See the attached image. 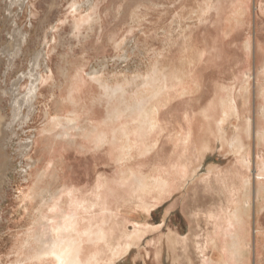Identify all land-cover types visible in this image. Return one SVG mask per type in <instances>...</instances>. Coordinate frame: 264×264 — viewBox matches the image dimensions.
I'll list each match as a JSON object with an SVG mask.
<instances>
[{
    "label": "rangeland",
    "instance_id": "rangeland-1",
    "mask_svg": "<svg viewBox=\"0 0 264 264\" xmlns=\"http://www.w3.org/2000/svg\"><path fill=\"white\" fill-rule=\"evenodd\" d=\"M189 39L201 48L193 69L203 81L192 94L176 86L184 70L177 74L176 65ZM214 41L216 57L209 54ZM259 46L264 0H0V117L6 128L0 133V264H66L67 243L80 247L81 264H236L228 218L239 201L247 206L254 239L250 264H264V196L257 192L264 188V144L256 138L259 117L264 123V99L256 90L264 83ZM206 59L207 67H217L205 68ZM156 75L163 82L159 92ZM210 82L224 96L248 84L251 96L238 119L218 127L205 117L201 134L208 133L210 154L226 156L233 148L215 141L219 128L231 138L249 117L250 131L242 152L223 165L232 168L228 177L215 174L217 181L209 183L213 176L204 174L190 187L209 221L200 245L187 236L185 244H195L187 257L178 240L186 235L174 240L170 223L161 221L171 194L157 201L152 190L142 198L141 184L152 189L163 168L191 163L184 114H204L216 92ZM244 155L248 167L239 162ZM188 211L193 213L190 202ZM100 228L106 236L95 239ZM242 261L249 262L248 248Z\"/></svg>",
    "mask_w": 264,
    "mask_h": 264
},
{
    "label": "bare ground",
    "instance_id": "bare-ground-1",
    "mask_svg": "<svg viewBox=\"0 0 264 264\" xmlns=\"http://www.w3.org/2000/svg\"><path fill=\"white\" fill-rule=\"evenodd\" d=\"M239 10L241 11V7L236 9L237 14H238ZM244 14L242 13L241 15L235 16L233 22L237 23L239 21L237 19V17L241 18L242 16H244ZM230 23L233 24L232 22H230ZM179 34H180V32H179ZM260 49L259 50L262 51L261 54L263 56V66H262L263 69L259 74L264 75V47L261 46ZM179 50H181V49H179ZM182 51H183V53H182ZM182 51H180V53H182L181 55H182L183 59H181L180 61L178 60L179 62L176 65V67L178 69H176V71H177V74H179V71H180L179 67H181V66H183L184 70L182 69V71H180L181 74H179L178 77L176 76L177 81L179 82V84H177L176 86H177L178 90L181 89V91H183V92L192 94V93H195L196 91H198V89H200L201 86L203 85V81L201 80V75H199L197 72L194 73L195 68L193 69L194 63H196L197 61L200 60L197 56H200L201 52H199L200 48H198L197 46L196 47L194 46V43L192 42L191 39H189L187 41L186 45L184 46V50L182 49ZM185 55H188V57L186 56L187 58H185ZM176 60H177V58H176ZM158 74H159V71H158ZM64 76H67L65 69H64ZM154 82H157V84L155 86L156 90L158 92L161 91V88H160L161 86L159 84L162 82L161 78L156 75V78H154ZM211 83L212 82L209 83L210 86H211ZM260 83L261 84H259V88H257L256 90H258L260 98L264 99V83H262V82H260ZM212 85L214 86V87L213 86L212 87L214 88V90L216 92L214 93V96L210 99V101L208 102V105H207V108H206L204 114H201L202 112L201 113H193V114L185 113L184 114L185 115L184 124L181 128L184 131L183 139L185 141L186 140L188 141V143H184L185 144L184 146L185 147L186 146L191 147L193 154L197 155V157L200 155V152H201L200 136H201V132L204 129V126H203L204 123L201 119V115L210 116L214 120L219 119L218 121H220V123L223 124L224 122H226V121L228 122L231 119L240 118V116H241L240 114L243 113V110H248V108H249L248 104H249L251 96H250V90H249L250 88H248V86H249L248 84H247V87L245 86L242 89H240L241 91H239V93L237 95L235 94V92L232 91V89H230V93L227 94L226 96L223 95V91H222V94L220 93L219 86L217 87V84L212 83ZM35 89L36 88L33 87L32 90H29L28 96L31 95V98H32V96L35 95ZM171 95H172V93H171ZM238 98H239L240 102L238 101ZM143 103H145V102H142V101L137 102V104H138L137 108L139 110H143ZM263 115H264V113H263ZM248 119H249V117H248ZM3 126H4L3 125V118L0 117V133L1 132L4 133L3 131H4V129H6L5 127L3 128ZM6 126H8V125H6ZM256 126H257L256 138L259 142L264 144V123H263V120L261 119V117H259V121H258ZM2 128H3V131H2ZM220 129L222 131V134H221V137H219V138L222 140V142L226 141L227 137L224 135L223 129L222 128H220ZM248 131H250V120H247L241 126V129L237 130L233 134L232 138L230 139L231 141L229 140V143L231 145L236 146L237 148H240V147L244 148V146H245V144H244L245 139L244 138H246ZM243 153H245V152L243 151ZM239 162L244 166H247V167L249 166V160L245 155L242 156V158L240 159ZM261 163H262V160H261ZM163 169H165V170H163L164 175L162 177H159V178L154 180L152 189H151V187H148V184L145 182L141 184V190L142 191L140 193V196L142 198L150 196L149 194H151L152 190H153V197L157 198V201H159L162 198L166 197L167 195L172 194V192L174 190H176L180 179H182L184 176L186 177V175H185V173H186L185 171H187L186 167H182V169H180V170L176 166L167 167V168H163ZM220 173H221V175H219V177H220L219 179H221V178L223 179L224 177L229 176V175L225 174L226 172L225 173L220 172ZM257 192H258L259 196H262V198H263L264 188L261 189V191L257 190ZM41 197L44 198V200H45L46 195H44V193H43L41 195ZM144 202L145 201L143 200L141 203L144 205L143 208L146 207V204ZM246 208H247V206H240V204L239 205L236 204L234 206V214L232 215V217H229V221L231 222L230 227L228 228V232L231 236L230 250L232 251L233 256L236 260L235 262H237L236 264H239V263L244 264L242 261V254L245 251H247L248 243H249V227H248V221H247L248 219L245 218ZM46 226H47V224H46ZM108 228L109 227H107V229ZM103 229H104V227H103ZM43 230H44V227H43ZM45 230L43 233H45ZM215 235H216V233H215ZM104 236H106V235H105L104 230H102V228H100L98 231H96L94 233V237H96L95 239L104 238ZM109 236H110V233H109ZM213 237L214 238L212 240V243H214L218 247L217 238H216V236H213ZM43 238H44V240H42V241L45 242V237H43ZM181 241H182V239H181ZM69 243H70V241H69ZM72 243L74 244V242H72ZM76 244H78V242ZM104 244H106V242H104ZM50 245H48V246H50ZM101 246H99V247H101ZM106 246H107L106 249H108V251H109L111 249V246L110 245H106ZM114 246H116V245H114ZM121 246H122V244H121ZM102 247L104 248V246H102ZM64 248H66V251L64 250V253L68 254V255H66V257L64 259L66 264H81L82 259H81V256L79 255V253H80V247L79 246H77L75 244L69 245L67 243V246H65ZM61 249H63V247L57 248L56 251H60ZM105 250L102 249V251H100V252H103ZM108 251H107V253H108ZM59 254H61V253H59ZM80 254H82V252ZM104 254H105V252H104ZM92 255H93V257L95 255L97 256V251L95 250V252H93ZM104 256L105 255L101 256L102 259H105ZM99 259H101V258H99ZM58 261H63V260L58 259ZM87 261H88V259H87ZM87 264H88V262H87Z\"/></svg>",
    "mask_w": 264,
    "mask_h": 264
},
{
    "label": "crops",
    "instance_id": "crops-1",
    "mask_svg": "<svg viewBox=\"0 0 264 264\" xmlns=\"http://www.w3.org/2000/svg\"><path fill=\"white\" fill-rule=\"evenodd\" d=\"M233 13H235V10H234V12ZM235 24V23H234ZM229 25H231V23L229 22ZM192 40V42L194 43L195 41H193L194 39H191ZM216 43H217V41H214L212 44H211V46H210V48L212 47V50L210 51V55L211 56H219L220 54L217 52V50L215 51V50H213V47H215L216 46ZM195 44V43H194ZM250 44V43H249ZM198 45V44H197ZM216 49H217V47H215ZM201 49V48H200ZM214 51V52H213ZM248 51H249V49H248ZM203 52V51H202ZM214 53V54H213ZM219 55H218V54ZM209 55V56H210ZM209 58V57H208ZM207 58V59H208ZM207 59L204 61V67L205 68H208L209 70L210 69H212V68H216L217 66H209L208 65V67H207V65H206V62H207ZM202 60V59H201ZM202 68H203V66H201V67H199V69L200 70H202ZM197 72H199V70L197 71ZM209 101V100H208ZM206 107H207V105H206ZM201 112H203V111H201ZM204 118H202L203 120V123H206L207 124V121L205 120V117H208V116H203ZM219 120V119H218ZM218 120H216V121H218ZM247 120H249L248 118H247ZM246 120V121H247ZM246 121H244V123L246 122ZM219 122V124L218 125H221L222 123H220V121H218ZM217 125V126H218ZM208 126V125H207ZM219 127V126H218ZM207 130H208V127H207ZM210 131V130H209ZM208 132V131H207ZM218 134H217V139L215 138V141H218V140H220V141H222L219 137H221V134H222V131H221V129L219 128L218 129ZM216 132V133H217ZM224 133V132H223ZM206 135V136H205ZM208 135V133H206V134H204V133H202L201 134V136H200V142H201V152H200V155L197 157V155H195V154H193V152L191 151V153L189 154V156H190V164L189 165H185V166H181V167H179L178 169L180 170V169H182V167H186L187 168V171H185L186 173H185V175L187 176L188 174V176H187V178L185 179V181H183V184H182V186L180 187V189L178 190V191H175V192H173L170 196H168L169 197V200H167V201H165L164 202V204H166V203H170L169 204V207L167 208H165L164 210H163V212H164V218H163V220H161V221H163L165 224L163 225V226H165L166 224H168V223H170V226H172L171 227V230H172V232L171 233H173L172 235H171V237L175 240V238H178V236L179 235H186V237H183V238H179L178 240H180V242H182V241H184V242H182V243H184V252H187L186 253V256L188 257L189 255H188V247L190 246V248H192V246H194L195 244H194V242H193V240H195L196 241V243L198 244L199 243V245H200V242L202 241V239H203V235H204V224L206 223V222H208L209 220L208 219H206V220H203V218H202V215H201V213H203L204 214V211H202L201 209H198L197 207H199V206H197L196 205V203L195 202H197L198 200H200V198H199V195H194V194H191V192H190V187L193 185V183L196 181V179L197 178H199V177H201V175H204V174H206L207 176L208 175H210V176H213V177H208L207 178V180L209 181V180H211V182L214 180V178H215V174H218L217 175V177H219V174H220V172H223V173H225V174H227V175H229L230 174V171L232 170V168L231 169H228L227 171H226V169H224V168H230V167H227V166H223L224 165V163H226L228 160H230V157H231V155L232 154H234V153H237L238 152V155L240 154V152H242V148L240 149V148H237L236 150H234L235 149V147H234V145H231L230 143H229V140L232 138L231 137V135H229L231 138H229L225 133H224V135L227 137L226 139V141H223V143H227V144H229V145H231V146H233V148L231 149V153H229V154H227L226 156H224L223 154L224 153H221V154H219V153H217V151H216V153H214L213 155H211L210 154V145H207L206 146V144H205V139L208 137L207 136ZM206 138H205V137ZM233 136V135H232ZM247 139V138H246ZM245 139V140H246ZM210 140V139H209ZM231 141V140H230ZM188 151H190V150H188ZM198 163H200V166H199V168H198V170L197 171H193V168H194V165H196V164H198ZM191 166V167H190ZM231 167H233V166H231ZM222 169H224L225 171H222ZM241 171H242V169H240ZM239 170V171H240ZM190 173H192V174H190ZM241 173H243V171L241 172ZM241 173H239V174H241ZM185 177V176H184ZM215 178V180L217 181V179L218 178ZM209 183H210V181H209ZM218 183V182H217ZM219 184V183H218ZM220 185V184H219ZM227 185V184H226ZM221 186V185H220ZM244 188V187H243ZM250 190H251V187H250ZM187 191V192H186ZM245 191V190H244ZM244 191H243V196H244ZM167 197V198H168ZM188 197H189V200H188ZM175 198H176V200H175ZM243 199H245V196H244V198ZM189 202L191 203V206L193 207V213L191 214V213H189V211H188V206H189ZM240 202V201H239ZM239 202H236L235 204H234V206L236 205V204H238ZM243 202H244V200H243ZM242 202V203H243ZM234 206H233V213L231 214V216L229 215V217H232V215L234 214ZM161 207H162V205H161ZM248 208H249V206H248ZM248 214H249V212H248ZM191 216V219H189V217ZM229 219V218H228ZM191 221L192 222V226L191 227H189L188 226V221ZM248 220H249V239H250V244H249V247H248V260H249V262H248V264H250V248L253 246V243H254V239H253V237H252V235H251V225H250V218H249V215H248ZM182 226H184V227H187V229L189 230V231H187L188 233H186V234H183V227ZM181 227V228H180ZM180 228V229H179ZM223 232H227L226 231V229L225 230H223ZM170 233V234H171ZM228 233V232H227ZM222 235H223V233H222ZM228 235H229V243H228V245L230 244V242H231V236H230V234L228 233ZM187 236H188V238L189 239H193L192 241H191V244H190V241H189V244H185L186 243V238H187ZM227 235H225V237H226ZM222 237V236H221ZM170 238V237H169ZM181 239H182V241H181ZM199 239V240H198ZM170 243H171V245L173 244V240L170 238ZM211 244V243H210ZM212 245V244H211ZM187 246V247H186ZM196 247H197V245H196ZM215 248V247H214ZM229 249V248H228ZM229 251V250H228ZM171 259V258H170ZM172 263V262H171ZM189 263H192V261H190ZM173 264H180V262L179 261H175ZM194 264V263H193Z\"/></svg>",
    "mask_w": 264,
    "mask_h": 264
}]
</instances>
